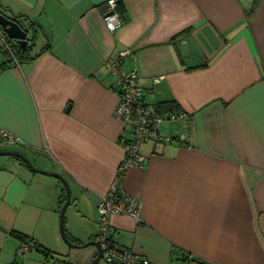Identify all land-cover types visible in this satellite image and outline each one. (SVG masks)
Returning a JSON list of instances; mask_svg holds the SVG:
<instances>
[{
    "label": "crops",
    "instance_id": "obj_1",
    "mask_svg": "<svg viewBox=\"0 0 264 264\" xmlns=\"http://www.w3.org/2000/svg\"><path fill=\"white\" fill-rule=\"evenodd\" d=\"M106 3L0 0L1 13L29 28L34 56L10 63L0 28V129L21 139H0V151L62 174L68 238L98 240L96 205L131 134L114 116L119 88L108 61L130 49L122 68L137 72L145 101L173 103L189 118L160 126L173 137L184 131L183 144H141L145 164L123 183L140 200L138 220L112 214L113 241L148 264H264V0L253 10L254 0H119L116 31L104 22ZM61 194L56 178L0 155V264L91 263L94 246L79 263L51 249ZM20 236L53 258L31 245L19 253L28 244Z\"/></svg>",
    "mask_w": 264,
    "mask_h": 264
},
{
    "label": "built area",
    "instance_id": "obj_2",
    "mask_svg": "<svg viewBox=\"0 0 264 264\" xmlns=\"http://www.w3.org/2000/svg\"><path fill=\"white\" fill-rule=\"evenodd\" d=\"M118 1L107 0L103 14L104 22L110 31H116L124 23L122 15L117 10ZM4 44L13 57L11 47L5 41ZM129 55L130 49H124L118 52L114 60L108 61L110 71L115 75L119 88V101L114 109V116L131 128V134L129 138L120 140L123 147L122 158L107 191L96 205L98 240L102 248L101 259L105 264H148L147 259L140 258L131 249L113 241V230L109 218L112 214L121 213L138 220L140 200L124 188L126 173L131 168H143L145 158L140 152L141 144L146 142L161 144L173 141L183 144L186 138L184 131L173 137L161 133L160 126L165 120H175L183 126L189 118V115L182 110L160 111L145 101L137 72L135 70L126 71L122 68L123 59ZM154 80L158 81L159 78L156 77ZM0 139L10 143L21 142L17 135L4 129H0ZM29 247H31L30 244H23L19 253L27 251Z\"/></svg>",
    "mask_w": 264,
    "mask_h": 264
},
{
    "label": "water",
    "instance_id": "obj_3",
    "mask_svg": "<svg viewBox=\"0 0 264 264\" xmlns=\"http://www.w3.org/2000/svg\"><path fill=\"white\" fill-rule=\"evenodd\" d=\"M0 28L9 39L13 40L18 45L19 48H21L22 50L27 49L28 32H29L28 27L27 28L22 27L16 19L10 18L0 12ZM0 155H8L19 158L26 164V166L30 171L52 176L60 182L61 186L65 189V196H66L65 202L63 203L59 213V225H60L61 237L66 242V244H68L71 247L80 248V247H87L93 245L96 248V255L92 259L90 264H99V261L102 256V248L99 240H90L82 244H75L68 238V235L66 233L65 225H64V214L68 204L70 203V198H71V189L67 179L59 172L47 171L37 168L29 158H27L25 155H23L18 151L2 150L0 151ZM173 253L180 254L182 256L184 255V253H180L178 249H174Z\"/></svg>",
    "mask_w": 264,
    "mask_h": 264
},
{
    "label": "trees",
    "instance_id": "obj_4",
    "mask_svg": "<svg viewBox=\"0 0 264 264\" xmlns=\"http://www.w3.org/2000/svg\"><path fill=\"white\" fill-rule=\"evenodd\" d=\"M258 2H259V0H254V3H253V6H252V8H251V10H253L255 7H256V5L258 4ZM19 22V21H18ZM31 25H33V22H32V24ZM3 40L6 42V43H8V42H10V40L11 39H9L4 33H3ZM12 41V40H11ZM14 42V41H13ZM11 43V42H10ZM9 45V44H8ZM10 47H11V49H12V52H13V57L11 56V54L8 52V50H5V52L6 53H8V56H9V58L11 59V61H10V63H13V62H15V63H17V64H22V63H25V62H28V61H30V60H32L33 58H34V56H31L30 54H29V50H30V48H31V45H28V47H27V49L26 50H22L21 48H19L18 47V45L14 42V44H11V45H9ZM3 66L2 65H0V69L2 68ZM173 109V108H177V105H175V104H173V103H169V102H167V103H161V104H159L158 105V109ZM15 159H17V160H19L20 161V163L21 164H23V165H25L26 166V164L22 161V160H20L19 158H16L15 157ZM27 167V166H26ZM65 198H66V196H65V189L62 187V194H61V200H60V203H61V206L63 205V203L65 202ZM65 219V218H64ZM24 241H26V243H30V245L32 246V247H34L35 249H38L39 251H41L43 254H44V256H45V258L46 259H52L53 258V252L52 251H50L49 249H47V248H45V247H43V246H41V245H39V244H36V242L35 243H31L32 242V239H30V241H27V238L26 237H24V236H20ZM180 260L181 261H183V262H185V263H187L188 261H190V260H193V261H197V262H200V263H203L202 261H200V260H198L197 258H194V257H189V258H186V257H182V258H180ZM12 264H16V263H12Z\"/></svg>",
    "mask_w": 264,
    "mask_h": 264
},
{
    "label": "rangeland",
    "instance_id": "obj_5",
    "mask_svg": "<svg viewBox=\"0 0 264 264\" xmlns=\"http://www.w3.org/2000/svg\"><path fill=\"white\" fill-rule=\"evenodd\" d=\"M3 13L6 14V12H4V10H3ZM7 15H9V14H7ZM9 17H10V15H9ZM19 23H20V25L22 27L27 28L26 27V24L24 22L21 21ZM10 42H11V44H14L13 40L12 41L10 40ZM64 217H66V210H65ZM64 225H66V222H64ZM56 239H57V243L58 244L54 245V247L51 246L52 247L51 248L52 250H54V251H61L62 252V250H60V249L66 248L65 253L66 252L68 253L67 259H68V261H70L72 263H79V262H82L84 260V257H85L84 256V253L86 252V250H87V248L89 246H87V247H80V248H77V247L76 248L75 247L70 248V247L67 246L66 242L62 239L60 232H58V235H57V238ZM90 246H93V245H90ZM100 264H105L102 259L100 260Z\"/></svg>",
    "mask_w": 264,
    "mask_h": 264
},
{
    "label": "bare ground",
    "instance_id": "obj_6",
    "mask_svg": "<svg viewBox=\"0 0 264 264\" xmlns=\"http://www.w3.org/2000/svg\"><path fill=\"white\" fill-rule=\"evenodd\" d=\"M115 175V174H114Z\"/></svg>",
    "mask_w": 264,
    "mask_h": 264
}]
</instances>
